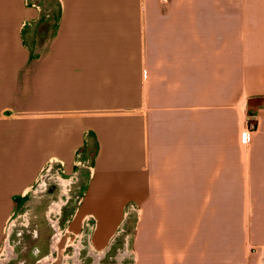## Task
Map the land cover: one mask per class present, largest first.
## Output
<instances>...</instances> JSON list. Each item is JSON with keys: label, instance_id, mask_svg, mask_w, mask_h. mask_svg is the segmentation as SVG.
Wrapping results in <instances>:
<instances>
[{"label": "crops", "instance_id": "0c3cea01", "mask_svg": "<svg viewBox=\"0 0 264 264\" xmlns=\"http://www.w3.org/2000/svg\"><path fill=\"white\" fill-rule=\"evenodd\" d=\"M53 3L0 0L1 264L59 164L85 179L61 257L264 264V0Z\"/></svg>", "mask_w": 264, "mask_h": 264}, {"label": "rangeland", "instance_id": "374dc122", "mask_svg": "<svg viewBox=\"0 0 264 264\" xmlns=\"http://www.w3.org/2000/svg\"><path fill=\"white\" fill-rule=\"evenodd\" d=\"M47 1V10L50 14L51 9L55 6V4L53 3V0ZM53 174V170L49 174H47L46 171L43 172V176L40 178L41 180L33 189V191H35V194H32L27 198V202L22 206V208L13 218V221L15 220V224H13L12 226V233L9 237V241L11 244V249L15 250L17 256H20L19 263L16 262L14 264H22L23 262H26V264H35L36 258L33 256L34 249H45L47 244L50 243L51 240L55 239L54 235H56V233L54 232L53 228L50 227V224H52V221L57 223V212L54 211L55 213L50 217L47 213L52 204L61 203V209H64L63 219L61 220V227L65 226L67 228L69 225L68 222L71 219L70 215L71 213H73L71 212V209L76 208L78 204V198L81 196V193L83 191L85 179L81 177L80 173L77 177H75V179H71L65 176L62 179L71 182V184L68 185L67 188H65L62 184L58 185L56 183L57 181L55 180V176H53ZM51 192H53L54 194H51ZM67 208L71 209L67 210ZM138 219V212L130 211L127 217V226H132L133 228V226L138 222ZM68 231L69 232L67 234V237H65L63 244L68 239H70V241H74L76 239L75 236H71L70 230ZM130 234L131 231H127V233L122 234V242L119 243L118 249L120 247L123 248L122 243L125 242H123L124 235H129V237L127 238L129 239ZM63 244L61 247H63ZM115 253L113 252V255ZM6 254L7 253H5V255ZM121 255L122 253L118 256V258L121 259ZM3 259L4 258H0V264L1 260ZM133 261L134 260L132 253H127L124 254L122 262H117V260L112 259L109 260L107 264H133ZM92 262L93 259H90L89 264H94ZM100 264H103V260L100 261Z\"/></svg>", "mask_w": 264, "mask_h": 264}, {"label": "flooded vegetation", "instance_id": "af4514ba", "mask_svg": "<svg viewBox=\"0 0 264 264\" xmlns=\"http://www.w3.org/2000/svg\"><path fill=\"white\" fill-rule=\"evenodd\" d=\"M68 209L71 208H67V210ZM52 210L57 212V220H56L57 223L55 222V226L53 227V230L56 233V235H54L55 239L51 240V242L47 244L45 249L42 250L38 248L34 249L33 256L36 258L35 264H89V258L86 256L88 251L86 250L85 246L83 248V243H84L83 235H82V240L80 241V243H78V246H76L77 242L69 241L66 247L64 248V256L62 257L60 256V250H63L61 246L63 244L64 238L67 237V234L69 232L68 231L69 227L67 228L65 226L61 227V220L63 219V210H64L63 208L61 209V205ZM71 212L73 213H71L70 216L71 218H73L75 208L71 209ZM63 245H65V243ZM79 245H81L82 247L80 248ZM51 250H52V254H49ZM9 256L10 254L8 255V257ZM19 261H20V256H17L15 250L13 249L12 257L5 264H14L16 262L19 263ZM22 264H26V262L25 263L23 262Z\"/></svg>", "mask_w": 264, "mask_h": 264}, {"label": "built area", "instance_id": "2783aa9c", "mask_svg": "<svg viewBox=\"0 0 264 264\" xmlns=\"http://www.w3.org/2000/svg\"><path fill=\"white\" fill-rule=\"evenodd\" d=\"M257 130V124L253 121H249V123L247 124V127L245 128V130L242 133V138L244 142H248L250 140L251 135ZM56 166V165H55ZM54 165H49L43 172L46 171L47 174H49L52 170L54 171L53 176H55V180L57 181L56 183L58 185L62 184L61 183V179L65 177V173H64V169H63V165L59 164L55 167ZM43 176V173L41 174V177ZM72 179V178H71ZM81 197L78 198V202L80 201ZM130 211H136V209L134 207H130L129 209V213ZM129 215V214H128ZM90 221L88 220L86 222V226L88 227V223Z\"/></svg>", "mask_w": 264, "mask_h": 264}]
</instances>
